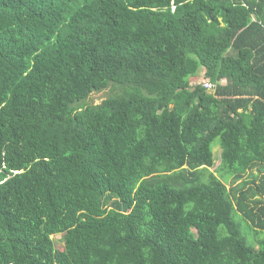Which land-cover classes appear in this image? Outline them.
Wrapping results in <instances>:
<instances>
[{"label":"trees","instance_id":"trees-1","mask_svg":"<svg viewBox=\"0 0 264 264\" xmlns=\"http://www.w3.org/2000/svg\"><path fill=\"white\" fill-rule=\"evenodd\" d=\"M0 264H264V0H0Z\"/></svg>","mask_w":264,"mask_h":264},{"label":"rangeland","instance_id":"rangeland-1","mask_svg":"<svg viewBox=\"0 0 264 264\" xmlns=\"http://www.w3.org/2000/svg\"><path fill=\"white\" fill-rule=\"evenodd\" d=\"M205 71L203 69L199 70L198 74H197V77L196 78H192L191 80V83L192 84H195V83H199V82H204L206 81V77L204 75ZM222 84H223V81H222ZM105 97V93H100L98 95H92L88 100V101H92L94 104H97L99 103L103 98ZM214 151V155H215V158H216V161H215V168L219 165V155H220V150L218 147H214L213 149ZM211 171H213L214 169H210ZM254 172L257 173V169L254 170ZM255 174V173H254ZM227 187H229V183H226ZM53 239L55 240V243H56V247L58 249H62L63 248V244L62 242L60 241V236H54Z\"/></svg>","mask_w":264,"mask_h":264},{"label":"clouds","instance_id":"clouds-1","mask_svg":"<svg viewBox=\"0 0 264 264\" xmlns=\"http://www.w3.org/2000/svg\"><path fill=\"white\" fill-rule=\"evenodd\" d=\"M200 83H202L203 87H204L207 91H213V89L215 88V85H214L213 83H211V82H210L209 80H207V79H206V81H204V82H200ZM205 83H209V84H211L212 87H211L210 89H207V88L205 87Z\"/></svg>","mask_w":264,"mask_h":264},{"label":"built area","instance_id":"built-area-1","mask_svg":"<svg viewBox=\"0 0 264 264\" xmlns=\"http://www.w3.org/2000/svg\"><path fill=\"white\" fill-rule=\"evenodd\" d=\"M205 87H206L207 89H210V88L212 87V85L209 84V83H205Z\"/></svg>","mask_w":264,"mask_h":264}]
</instances>
